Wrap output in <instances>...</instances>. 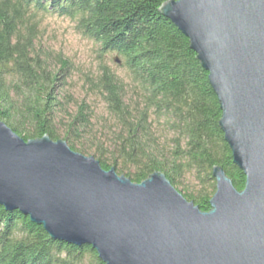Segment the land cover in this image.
I'll return each instance as SVG.
<instances>
[{
    "label": "water",
    "instance_id": "95a60500",
    "mask_svg": "<svg viewBox=\"0 0 264 264\" xmlns=\"http://www.w3.org/2000/svg\"><path fill=\"white\" fill-rule=\"evenodd\" d=\"M161 12L209 73L244 189L215 166L202 211L162 172L135 183L66 140H25L0 120V205L92 246L104 264H264V0H169Z\"/></svg>",
    "mask_w": 264,
    "mask_h": 264
},
{
    "label": "trees",
    "instance_id": "16d2710c",
    "mask_svg": "<svg viewBox=\"0 0 264 264\" xmlns=\"http://www.w3.org/2000/svg\"><path fill=\"white\" fill-rule=\"evenodd\" d=\"M167 1L0 0V120L25 140L44 135L60 139L56 90L69 76V63L60 58L59 70L53 71L45 58L33 54L37 36L31 21L38 13L70 18L104 54L118 55L135 95L127 101L129 84L108 64L91 81L120 129L121 142L111 163L107 153L96 154L102 167H115L120 175L128 171L135 183L162 172L176 189L187 172H195L205 186L196 196L182 194L208 211L216 189L215 166L223 167L240 191L246 177L234 164L220 128L222 111L209 73L190 40L161 12ZM91 118L81 105L64 138L80 140ZM163 121L174 135L170 162L153 132L155 123ZM70 147L76 150L74 142ZM0 264L104 263L92 246L55 240L29 216L0 205Z\"/></svg>",
    "mask_w": 264,
    "mask_h": 264
},
{
    "label": "rangeland",
    "instance_id": "374dc122",
    "mask_svg": "<svg viewBox=\"0 0 264 264\" xmlns=\"http://www.w3.org/2000/svg\"><path fill=\"white\" fill-rule=\"evenodd\" d=\"M32 17L34 18L31 22L36 28L37 36L33 54L45 58L53 71L59 70L60 58L67 60L69 63V76L67 79L61 80L60 84L62 85L57 87L56 90L60 102L55 115L56 120H58L57 134L60 139L66 140L69 146L74 142L75 151L85 156H94L98 160L96 154L100 152L107 153L106 160L110 164L116 154L115 149L121 142L119 140L120 129L113 116L108 112L102 93L92 87L91 81L96 80L102 65L108 64L129 84L127 101L130 102L135 95L129 88L131 82L127 74L120 68V64L115 61L116 58L119 59L118 55L115 53L104 54L95 41L83 36L77 30L76 22L70 18L53 13H38ZM11 97L18 105L21 103L20 97L16 95H11ZM84 104L92 118L82 133V138L80 140H75L76 137L69 140L65 139L70 123L79 107ZM153 132L160 141L158 144L163 150V157L166 156L169 162L172 161L173 133L164 121L161 123L156 122ZM128 170L135 171L132 167ZM127 173L128 171H125L123 175L127 176ZM177 185L183 194L193 196H196L205 186L195 172H187ZM207 190L210 191L209 184Z\"/></svg>",
    "mask_w": 264,
    "mask_h": 264
}]
</instances>
